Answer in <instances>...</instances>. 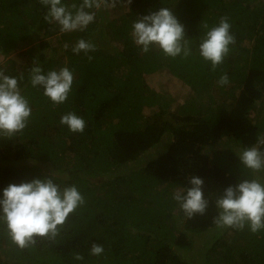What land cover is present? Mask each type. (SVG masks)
<instances>
[{
    "label": "trees",
    "instance_id": "obj_1",
    "mask_svg": "<svg viewBox=\"0 0 264 264\" xmlns=\"http://www.w3.org/2000/svg\"><path fill=\"white\" fill-rule=\"evenodd\" d=\"M162 7L184 26L187 59L155 47L143 53L131 39L132 22ZM47 11L38 0H0V66L23 74L32 107L23 135L0 140V196L9 184L51 177L61 188L77 185L86 202L55 239L37 238L23 250L0 223V264H264V231L213 223L215 200L227 187L264 181L237 154L264 133V0H118L85 31L70 33L45 22ZM224 16L236 43L213 72L198 44L203 24ZM80 38L96 51L73 54ZM34 62L45 71L73 70L65 103L53 105L30 86ZM225 72L230 83L220 87ZM163 74L187 88L183 103L154 84ZM69 111L86 121L83 133L60 125ZM190 176L203 180L209 207L187 219L171 195L191 187ZM92 243L104 246L103 255H90ZM77 252L83 261L73 259Z\"/></svg>",
    "mask_w": 264,
    "mask_h": 264
},
{
    "label": "clouds",
    "instance_id": "obj_2",
    "mask_svg": "<svg viewBox=\"0 0 264 264\" xmlns=\"http://www.w3.org/2000/svg\"><path fill=\"white\" fill-rule=\"evenodd\" d=\"M42 6H48L43 19L59 27L61 33L83 32L94 22L100 10L114 8L118 0H81L80 3L67 4L64 0H38ZM232 25L227 16L221 17L214 26L203 24L204 34L198 44L199 56L210 62L211 70L224 63L230 55L231 47L236 43L231 33ZM131 39L143 53L152 48L162 51L165 57L187 59L192 55L191 41L185 37L184 26L178 21L170 8L162 7L158 11L137 18L131 24ZM69 45L64 44L67 50ZM92 41L78 39L71 51L75 55L96 51ZM91 60L92 57L88 56ZM23 74H8L6 66H0V140H12L23 135L28 127L32 107L30 100L22 92ZM74 82V72L67 66L45 71L34 62L28 72V83L32 88L43 89V96L53 105L67 101ZM220 87L230 81L225 72L218 81ZM72 133H83L86 121L74 112L63 114L59 121ZM238 157L245 169L251 173L264 172V133L260 134L254 145L238 151ZM191 187L177 189L172 195L187 219L196 215L204 216L209 201L202 191L203 180L190 176ZM85 197L72 184L61 188L53 178L33 179L31 182L9 184L0 196V223L17 248L23 250L34 246L37 238L55 239L70 214L85 204ZM217 215L213 223L218 229L231 228L242 231L247 228L256 234L264 231V181L255 177L242 179L235 186L227 187L215 200ZM90 255L101 256L103 245L92 243ZM75 261H83V254L73 255Z\"/></svg>",
    "mask_w": 264,
    "mask_h": 264
},
{
    "label": "rangeland",
    "instance_id": "obj_3",
    "mask_svg": "<svg viewBox=\"0 0 264 264\" xmlns=\"http://www.w3.org/2000/svg\"><path fill=\"white\" fill-rule=\"evenodd\" d=\"M130 1V0H126ZM161 78L155 79V85L161 84L164 91H170L171 95L179 101V103H183L185 99L189 96V91L183 84L176 80L174 77H171L168 74L159 75ZM158 76V77H159ZM154 85V86H155Z\"/></svg>",
    "mask_w": 264,
    "mask_h": 264
}]
</instances>
